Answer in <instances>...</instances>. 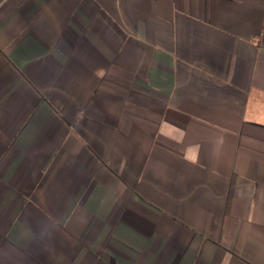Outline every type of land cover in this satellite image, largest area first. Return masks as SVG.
<instances>
[{
    "label": "crops",
    "instance_id": "1",
    "mask_svg": "<svg viewBox=\"0 0 264 264\" xmlns=\"http://www.w3.org/2000/svg\"><path fill=\"white\" fill-rule=\"evenodd\" d=\"M0 264H264V0H0Z\"/></svg>",
    "mask_w": 264,
    "mask_h": 264
}]
</instances>
